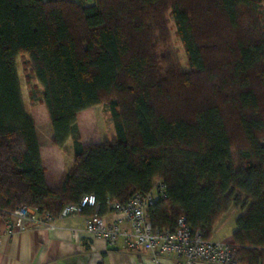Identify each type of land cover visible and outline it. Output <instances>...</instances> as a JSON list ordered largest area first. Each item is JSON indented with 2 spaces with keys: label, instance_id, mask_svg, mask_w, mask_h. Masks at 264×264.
<instances>
[{
  "label": "trees",
  "instance_id": "trees-1",
  "mask_svg": "<svg viewBox=\"0 0 264 264\" xmlns=\"http://www.w3.org/2000/svg\"><path fill=\"white\" fill-rule=\"evenodd\" d=\"M91 1L0 0L1 214L31 207L59 217L94 195L102 216L159 182L166 197L148 210L155 230L174 231L184 217L209 240L218 217L245 210L231 244L240 264H264V0ZM21 55L44 89L53 145L73 142L56 188L23 102ZM103 103L117 138L86 144L78 119Z\"/></svg>",
  "mask_w": 264,
  "mask_h": 264
},
{
  "label": "built area",
  "instance_id": "built-area-1",
  "mask_svg": "<svg viewBox=\"0 0 264 264\" xmlns=\"http://www.w3.org/2000/svg\"><path fill=\"white\" fill-rule=\"evenodd\" d=\"M165 186L157 182L155 188L145 195L138 193L127 203L114 202L111 210L122 217L108 223L99 215V204L94 195H85L76 204L67 205L59 217L50 212L36 208L21 207L9 216L3 218L8 224L10 235L25 232L29 228L54 231L63 228L60 224L70 216L83 213L86 208H95L85 232L95 239H103L109 245H116L122 241L127 250H141L151 253V264H161V256H173L174 264H240L236 249L228 242L208 240L204 232L192 231L184 217L178 220L174 231L155 230L149 221V207L157 200V196L166 197ZM127 227H122L123 224ZM0 231V244L2 242Z\"/></svg>",
  "mask_w": 264,
  "mask_h": 264
},
{
  "label": "crops",
  "instance_id": "crops-1",
  "mask_svg": "<svg viewBox=\"0 0 264 264\" xmlns=\"http://www.w3.org/2000/svg\"><path fill=\"white\" fill-rule=\"evenodd\" d=\"M45 131H49L45 129ZM42 161L46 172V180L50 187H58L62 174L67 172L74 161V152L58 148L53 145V130L49 141L45 140L38 130ZM48 161H45L47 155ZM53 158V160H52ZM69 159V164H66ZM57 169V170H56ZM92 212L87 210L80 215L70 216L60 224L61 229L54 231L29 228L25 232H16L10 235L5 219L0 220V231L3 237L0 244V264H151V253L141 250L129 251L120 241L116 245H109L103 239L92 238L85 232L87 222ZM102 217L112 223L122 216L109 211ZM122 227H127L124 223ZM234 233V232H233ZM233 233L231 240H233ZM177 261L173 256H161V264H174Z\"/></svg>",
  "mask_w": 264,
  "mask_h": 264
},
{
  "label": "rangeland",
  "instance_id": "rangeland-1",
  "mask_svg": "<svg viewBox=\"0 0 264 264\" xmlns=\"http://www.w3.org/2000/svg\"><path fill=\"white\" fill-rule=\"evenodd\" d=\"M90 4L91 0H84ZM258 16L261 23V29L264 31V6L257 5ZM173 18L169 19V31L171 35V51L173 52L174 59L177 61L179 71L183 74L188 73V58L185 52L182 42L177 36L176 26L173 22ZM29 56L21 55L17 60V68L21 84L22 98L25 105L27 115L35 121L38 126V130L43 135L45 140L48 139L50 133H52V126L50 123L49 114H47V108L43 100V87L38 82L35 74L32 71V66L29 64ZM112 112L107 103H103L97 107L84 111L79 119L78 125L80 127L81 137L84 143H104L106 141H112L117 138L116 125L114 123ZM48 129L49 131H45ZM73 142L70 140L68 146L64 149L70 151L73 150ZM74 152V150H73ZM48 154L45 155V161H48ZM49 157V156H48ZM53 160V158H52ZM66 164H69L67 159ZM45 167V166H44ZM46 172L48 173V169ZM57 170V169H56ZM245 210H239L237 208L230 209L227 213L218 217L215 223L213 233L210 240L233 243L231 235L235 231L236 221Z\"/></svg>",
  "mask_w": 264,
  "mask_h": 264
}]
</instances>
